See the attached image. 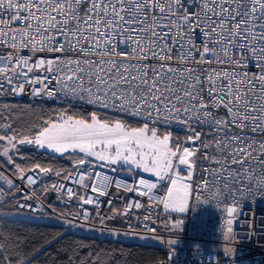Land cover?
I'll use <instances>...</instances> for the list:
<instances>
[{"label": "snow or ice", "instance_id": "obj_1", "mask_svg": "<svg viewBox=\"0 0 264 264\" xmlns=\"http://www.w3.org/2000/svg\"><path fill=\"white\" fill-rule=\"evenodd\" d=\"M26 87L33 96L91 110L81 115L65 108L19 129L4 117L0 157L14 166L16 179L31 187L54 174L97 197L114 185L147 198V205L134 201L122 211L109 201L112 215L100 216L102 223L133 208H147L144 221L159 208L183 214L193 200L222 208L223 252L231 264L241 203L264 196V0H0V94L22 95ZM173 124L191 134L174 138ZM19 145L70 154L82 171L74 178L41 163L22 167L10 154ZM124 166L155 180L135 176L134 184L122 183L91 171ZM0 180L21 191L3 173ZM162 182L167 187L159 194ZM47 190L100 204L65 183ZM81 215L87 221L90 213ZM183 223L177 219L172 228ZM14 256L12 244L0 243V264H24Z\"/></svg>", "mask_w": 264, "mask_h": 264}, {"label": "built area", "instance_id": "obj_2", "mask_svg": "<svg viewBox=\"0 0 264 264\" xmlns=\"http://www.w3.org/2000/svg\"><path fill=\"white\" fill-rule=\"evenodd\" d=\"M30 87H26L24 94L16 95L4 93L0 94V102L20 101L28 103H43L49 105H82L76 101L53 100L45 97H37L30 94ZM86 105V104H84ZM88 106V105H86ZM91 108L90 106H88ZM127 119H132L128 117ZM174 138L183 141L187 135L183 126L173 124L170 129ZM163 131V128H162ZM12 156L14 154H11ZM14 160L18 159L16 155ZM4 163L0 162V173L13 179L14 184L21 189L17 192L15 189H9L7 184L0 180V191L5 195L0 199V206H11L15 211L26 214L30 217H46L47 220L55 223H69L78 227L96 231H109L118 237L99 236L98 239L122 240L126 242H135L133 238L153 237L158 240L155 247L160 249L162 258L153 264H225L226 257L223 249L228 244L224 239L226 229V213L222 208L212 207L210 205L197 204L194 200L190 202V207L186 213H164L162 208L154 209L152 219L144 221L143 216L147 214L146 207L137 210L135 208L128 216H116L114 219H107L101 222L100 216H111L112 211L108 202L111 201L114 208L124 209L126 204L141 201L147 205L146 197L136 196L135 193L125 192L122 189L117 191L113 185L109 193L103 197H97L90 189L87 191L71 181L63 180L54 174L41 176L40 182L29 187L25 181L16 179V172L13 165L7 163V158L2 157ZM115 167V166H114ZM85 166L83 170H88ZM68 171V170H62ZM82 169H75L72 165L69 172L76 177ZM92 172H102L108 175L112 180H119L122 183H135V176H143L145 179L155 180L148 174L138 172L130 173L127 166L118 171H110L107 168L94 167ZM32 173H29L31 175ZM90 177L86 182H90ZM52 183H65L72 187L79 195L92 196L100 201L99 207L95 205L81 204L75 197L68 201L66 194H58L55 191L47 190ZM164 187L158 189L159 194L166 190V182H162ZM10 193V194H9ZM28 195L31 199H24ZM18 204H28L33 207H39L42 210L33 211L31 208H20ZM53 209H56L53 211ZM86 210L90 213L87 221L77 218V214H82ZM240 211L242 216L238 215L233 224V240L231 247L235 249L231 259V264H264V196H256L247 199L241 203ZM99 213V215H97ZM181 219L184 223L180 228H172L175 220ZM155 221V223L152 222ZM154 231H147L145 225ZM169 240H175V245H169ZM197 246L198 249L197 250ZM171 257V258H170Z\"/></svg>", "mask_w": 264, "mask_h": 264}, {"label": "trees", "instance_id": "obj_3", "mask_svg": "<svg viewBox=\"0 0 264 264\" xmlns=\"http://www.w3.org/2000/svg\"><path fill=\"white\" fill-rule=\"evenodd\" d=\"M65 108L81 115L91 110L84 104L67 106L3 101L0 102V122L8 117L13 127L19 129L40 117L55 116ZM14 153L18 157L15 163L22 167L41 163L55 170L69 171L75 162L70 154L55 156L34 145H19ZM0 162L4 163L2 157ZM14 212L11 206H0V232L3 233L0 243L12 244L16 252L13 259H22L24 264H74V261L97 258V264H153L162 258L160 249L152 244L110 239L99 241L97 236L68 231L64 223L51 222L46 217H15Z\"/></svg>", "mask_w": 264, "mask_h": 264}, {"label": "rangeland", "instance_id": "obj_4", "mask_svg": "<svg viewBox=\"0 0 264 264\" xmlns=\"http://www.w3.org/2000/svg\"><path fill=\"white\" fill-rule=\"evenodd\" d=\"M45 151L49 152L50 154H53L55 156H61L59 154L53 153L50 150L44 149ZM10 154H15L14 152L10 153ZM13 216L15 217H21V218H25V219H36L35 217H30L26 214L20 213L15 211L13 213ZM68 231L78 234V235H84V236H103V237H108V236H113V237H118L119 235L117 234H112L109 231H96V230H89V229H85L82 227H78L69 223H64L63 224ZM133 240L135 242L138 243H144V244H156L158 242V240L156 238L153 237H137V238H133Z\"/></svg>", "mask_w": 264, "mask_h": 264}, {"label": "bare ground", "instance_id": "obj_5", "mask_svg": "<svg viewBox=\"0 0 264 264\" xmlns=\"http://www.w3.org/2000/svg\"><path fill=\"white\" fill-rule=\"evenodd\" d=\"M97 237H99V236H97ZM99 241H103V240H100V239H98Z\"/></svg>", "mask_w": 264, "mask_h": 264}]
</instances>
